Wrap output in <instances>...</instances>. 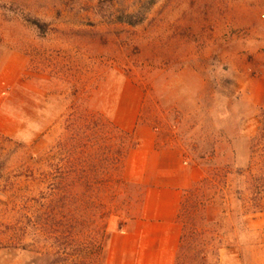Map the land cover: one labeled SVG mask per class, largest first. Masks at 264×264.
Listing matches in <instances>:
<instances>
[{"label": "rangeland", "instance_id": "1", "mask_svg": "<svg viewBox=\"0 0 264 264\" xmlns=\"http://www.w3.org/2000/svg\"><path fill=\"white\" fill-rule=\"evenodd\" d=\"M262 117L264 0H0V264H103L153 184L125 175L147 146L169 171L228 169L229 264H264L235 175ZM111 124L139 141L124 184Z\"/></svg>", "mask_w": 264, "mask_h": 264}, {"label": "trees", "instance_id": "2", "mask_svg": "<svg viewBox=\"0 0 264 264\" xmlns=\"http://www.w3.org/2000/svg\"><path fill=\"white\" fill-rule=\"evenodd\" d=\"M76 127V122L72 124ZM115 135L124 136L128 140L125 146H117L114 157L113 170L118 174V181L124 184L121 178V171L126 156L132 150L139 147V141L135 132H123L111 124ZM77 130V129H76ZM75 137L77 135H74ZM11 140L0 134V167L3 166V152L6 143ZM78 142L71 151L72 158L81 156ZM91 159V157H89ZM77 159H73L76 162ZM77 171L76 167L74 168ZM223 173V170L214 169L213 173L207 175L202 181L185 192L180 204L178 221L181 223V237L177 252L176 264H220V252L228 247L224 244L227 233L221 227V216L231 214L228 201V179L230 172ZM235 175L243 178V187L236 192V200L241 202L240 217L248 220L258 213H264V117L259 121L255 135L250 140V158L245 170H238ZM220 197L222 202L217 203L216 198ZM220 210L219 211L216 210ZM214 211V217L212 213ZM215 211L217 213H215ZM241 231L248 229L246 222L241 224ZM99 256L102 254V247L98 248ZM105 254V253H104ZM105 255H103V264ZM54 264H62L55 262ZM64 264H76L67 263ZM80 264V263H79ZM82 264V263H81Z\"/></svg>", "mask_w": 264, "mask_h": 264}, {"label": "crops", "instance_id": "3", "mask_svg": "<svg viewBox=\"0 0 264 264\" xmlns=\"http://www.w3.org/2000/svg\"><path fill=\"white\" fill-rule=\"evenodd\" d=\"M129 155L125 175L130 182H142L143 172L151 167L153 184L143 192L139 216L113 232L105 249L104 264H176L182 228L178 222L184 193L203 180L200 168L169 171L161 156L150 146ZM129 170V171H128ZM254 228L255 219H251ZM264 244V228L262 231ZM231 248L220 252L219 263L229 264Z\"/></svg>", "mask_w": 264, "mask_h": 264}]
</instances>
